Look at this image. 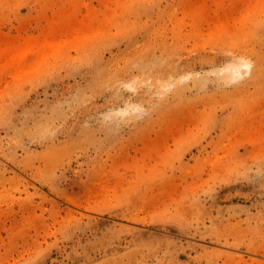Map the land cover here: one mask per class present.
<instances>
[{
	"label": "rangeland",
	"instance_id": "1",
	"mask_svg": "<svg viewBox=\"0 0 264 264\" xmlns=\"http://www.w3.org/2000/svg\"><path fill=\"white\" fill-rule=\"evenodd\" d=\"M0 264H264V0H0Z\"/></svg>",
	"mask_w": 264,
	"mask_h": 264
},
{
	"label": "bare ground",
	"instance_id": "2",
	"mask_svg": "<svg viewBox=\"0 0 264 264\" xmlns=\"http://www.w3.org/2000/svg\"><path fill=\"white\" fill-rule=\"evenodd\" d=\"M3 38V37H2ZM232 74H233V76L232 77H235L236 75L235 74H237L236 73V71H232ZM235 75V76H234Z\"/></svg>",
	"mask_w": 264,
	"mask_h": 264
}]
</instances>
